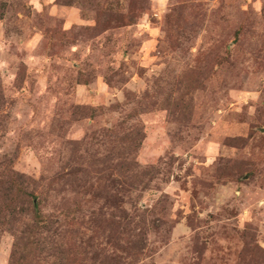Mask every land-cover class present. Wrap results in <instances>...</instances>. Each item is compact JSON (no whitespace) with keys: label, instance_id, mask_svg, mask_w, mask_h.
Here are the masks:
<instances>
[{"label":"rangeland","instance_id":"obj_1","mask_svg":"<svg viewBox=\"0 0 264 264\" xmlns=\"http://www.w3.org/2000/svg\"><path fill=\"white\" fill-rule=\"evenodd\" d=\"M1 1L0 264H264V0Z\"/></svg>","mask_w":264,"mask_h":264},{"label":"trees","instance_id":"obj_2","mask_svg":"<svg viewBox=\"0 0 264 264\" xmlns=\"http://www.w3.org/2000/svg\"><path fill=\"white\" fill-rule=\"evenodd\" d=\"M6 10H7L6 3H4L0 0V20H2L4 18L5 14H6ZM129 174H127V176H126L127 178L129 177ZM135 178H136V176H135ZM16 184H17V182L15 181L14 185H16ZM19 192H20L19 196L22 199L26 198L27 202H28V200L31 199L30 203L33 206V212H31V214H32V222H33L34 226H36L37 229L46 231L47 227L44 226L46 217L44 216V213H43V203L47 202V198H45V197H44V199L39 198L41 196H37V195H34L32 193H28L27 186H25V188L23 190H20ZM52 244H54V242H52ZM52 244L49 241H45L43 243L38 242V247H41V248L37 247V249H32L31 252L28 253V256L24 259V261H29L32 255H33L34 259H37V258L40 259L43 255L45 256L44 260H47L48 258L54 259L56 257L57 253H56V249L54 248V246ZM140 244H143V242L141 240L138 243H128L127 247H126V253L128 250H131V249L136 251L137 246ZM52 251H54L55 253H52ZM140 252L139 253L137 252V254H131L130 257H132V258H127V260L132 259V261L128 260L129 262H126V264L136 263V261L138 260V257L142 255L143 249ZM12 264H14V263H12Z\"/></svg>","mask_w":264,"mask_h":264}]
</instances>
